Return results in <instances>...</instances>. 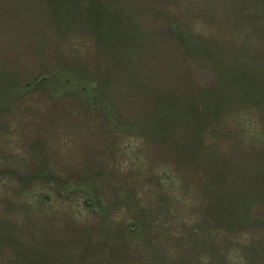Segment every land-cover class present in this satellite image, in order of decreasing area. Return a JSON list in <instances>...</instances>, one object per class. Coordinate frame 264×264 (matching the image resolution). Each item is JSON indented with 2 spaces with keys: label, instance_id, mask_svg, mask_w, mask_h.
Listing matches in <instances>:
<instances>
[{
  "label": "rangeland",
  "instance_id": "374dc122",
  "mask_svg": "<svg viewBox=\"0 0 264 264\" xmlns=\"http://www.w3.org/2000/svg\"><path fill=\"white\" fill-rule=\"evenodd\" d=\"M248 2L0 0V66L24 83L21 92L14 88L11 109L0 117V264H264V204L255 223L228 231L201 226L200 207L211 194L202 192L205 180L189 168L178 167V173L167 140L158 142L136 124L153 102L127 94L134 90L111 69L103 40L78 26L90 19L93 6L120 11L143 41L131 56L138 92L177 91L192 104L200 94L208 96L220 72L204 56L178 55L165 43L153 46V39L163 42V23L175 19L192 35L214 36L226 50L251 46L247 53L223 51L226 66L253 60L264 70V5L254 15ZM57 60L76 63L112 92L116 88L123 115L106 116L73 92L37 85L36 76ZM261 76L264 84V71ZM231 96L222 123L211 125L202 144L225 155L228 167L240 165L248 173L264 158V105ZM195 106L201 112L202 104ZM54 176L76 180L85 194L66 182L58 183L59 193ZM85 197L97 198L99 211L92 212ZM141 210L154 224L124 228Z\"/></svg>",
  "mask_w": 264,
  "mask_h": 264
},
{
  "label": "trees",
  "instance_id": "16d2710c",
  "mask_svg": "<svg viewBox=\"0 0 264 264\" xmlns=\"http://www.w3.org/2000/svg\"><path fill=\"white\" fill-rule=\"evenodd\" d=\"M249 1L251 6L248 7L247 12L254 15L260 11V5H264V0ZM55 13L58 14L57 9ZM89 15L90 19H85L78 26L85 32L87 27H90L89 31L103 40L107 55L112 57L110 63L112 62V66L115 67L110 68L116 70L118 76L134 90L127 94H134V97L137 95L139 100L145 99L150 104L153 102V106L151 105L146 113L137 116L136 124L143 126L141 129L146 126L147 131H151L158 142L162 141L164 144L167 140L170 144L168 148L175 154L174 165L171 166L178 173L183 171L178 167L189 168L187 171L195 170L197 177L201 175L205 180L202 192L211 194L206 199L208 203L200 207L201 226L210 223L228 231L231 228L255 223L257 207L264 204V158L261 159L262 164L253 166L247 173L240 165L228 167L225 155L220 158L219 153L202 144L203 135L210 128L212 129L211 125L214 127L217 122L222 123L221 111L225 110L224 103L232 97L231 93L252 102L257 107L264 105L262 64L253 60H238L236 66L228 67L227 61L222 57L223 51L247 53L251 46H232V50H226L225 45H222L220 40L214 39V36L192 35L189 26L178 20L169 19L163 23L164 41L160 42L155 38L151 43L153 46L165 43L168 45H166L167 50H174L178 55L204 56L220 72L215 85L207 90L208 96L199 95L198 102L202 104L200 112L195 106L198 104L197 101L190 104L185 101L186 98H183L186 96L178 95L177 91L172 93L177 95L158 91H148L144 95L139 93L138 84L133 83L136 82V71L131 63V56L141 50L140 44L143 42L138 36V26L120 11L105 6H93ZM66 23L67 19L61 20L59 28L65 30ZM77 67L76 63L57 60L50 69L40 71L36 79H41L40 83L46 84L37 85H43L44 89L52 93L62 89L73 92L85 107L99 108L106 116L113 113L117 116L123 115L121 110L118 111V105L124 102L117 97V89L113 88L114 92H112L96 75H91ZM107 70L108 68H105L104 75L109 74ZM19 84H24L22 79H14L0 66V117L11 109V94L22 91ZM15 87L19 88L18 91L14 90ZM197 123H200V126ZM260 153L264 154L259 152V155ZM189 165H192V168ZM47 175L46 171H42L40 177L46 184L49 183L45 179ZM54 177L57 178L50 179L51 182L56 181L57 184L54 185L59 193L63 192V186L58 184L62 182H66L64 184H68L69 189L73 188L70 190L84 193V190L75 183L76 180L64 181L60 176ZM84 201L92 212L99 211L100 201L97 198L93 200L92 197H85ZM149 214L148 211H138L132 220L126 225L123 224L124 228L138 231L143 227H150L154 221Z\"/></svg>",
  "mask_w": 264,
  "mask_h": 264
}]
</instances>
